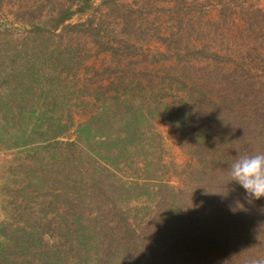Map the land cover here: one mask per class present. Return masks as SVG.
<instances>
[{"label": "rangeland", "instance_id": "rangeland-1", "mask_svg": "<svg viewBox=\"0 0 264 264\" xmlns=\"http://www.w3.org/2000/svg\"><path fill=\"white\" fill-rule=\"evenodd\" d=\"M75 1L65 29L32 31ZM230 111L252 117L246 154L264 153V0H0V245L35 228V258L16 264H80L85 234L90 264H116L115 226L154 242L152 191L200 168L179 120Z\"/></svg>", "mask_w": 264, "mask_h": 264}, {"label": "trees", "instance_id": "trees-1", "mask_svg": "<svg viewBox=\"0 0 264 264\" xmlns=\"http://www.w3.org/2000/svg\"><path fill=\"white\" fill-rule=\"evenodd\" d=\"M74 6L75 10L72 7L63 10L59 8L54 20H49V25H34L32 31L46 29L53 32L59 28L65 29V22L73 15L83 13L87 7L86 4L83 7L81 1H75ZM52 54L53 51L43 54L46 64L56 63ZM55 71L56 67H47L44 75L51 89L54 86L53 91L63 84L59 77L61 71L54 73ZM233 114L236 113L230 111L229 118H222L225 122L221 123H216L217 119L210 122L208 118L202 119L200 123L192 120L189 124H186V119L181 120L183 123L179 120L183 143L187 152L200 160V168L191 171L183 189L175 191L160 185L152 191L150 200L154 206V214L157 213L152 225L158 227L154 242L145 239L146 227L140 229L139 234L127 227H114L120 233L121 239L115 246L120 247L118 250L124 254V257H115L116 264H250L253 258L264 257V197L259 200L245 199L243 189L235 182H230L228 174L237 152H242V156L247 155L250 150L245 145V139L248 137L246 132H249L247 128L250 129L252 117H248V113H237L241 115L236 117ZM46 119L48 121L47 117ZM85 125L90 126V120ZM98 126L113 129L106 120H98ZM203 127L211 128L203 130ZM240 147L242 149L236 151ZM224 185L230 191L227 197L222 198L215 193L224 191ZM236 200L244 207L232 212L229 205L234 206ZM40 232L42 231L35 228L22 233L16 231L9 255L8 250L0 245V264H16L12 254L19 249L35 258L37 246L42 241ZM87 236L82 234L79 240L80 248L77 251L80 254L77 256L81 255L82 260L84 259L80 264H85L91 257ZM100 250L99 243H94L93 256L99 254ZM106 251L108 254L115 252L110 247ZM100 255L99 258L104 260V251ZM91 260H88L89 264ZM96 262L101 264L98 258Z\"/></svg>", "mask_w": 264, "mask_h": 264}, {"label": "clouds", "instance_id": "clouds-1", "mask_svg": "<svg viewBox=\"0 0 264 264\" xmlns=\"http://www.w3.org/2000/svg\"><path fill=\"white\" fill-rule=\"evenodd\" d=\"M230 182H235L243 189L245 199L259 200L264 197V153L242 155L234 160L229 168ZM227 185V184H226ZM223 186L224 191L215 194L225 198L229 189ZM244 205L236 200L234 206L229 205V210L236 212L242 210ZM250 264H264V257L253 258Z\"/></svg>", "mask_w": 264, "mask_h": 264}]
</instances>
